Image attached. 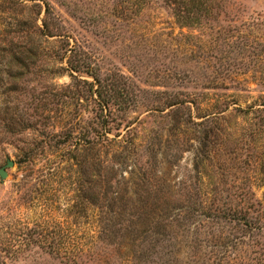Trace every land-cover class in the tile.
I'll use <instances>...</instances> for the list:
<instances>
[{
	"label": "rangeland",
	"instance_id": "374dc122",
	"mask_svg": "<svg viewBox=\"0 0 264 264\" xmlns=\"http://www.w3.org/2000/svg\"><path fill=\"white\" fill-rule=\"evenodd\" d=\"M196 2L0 0V264H218L210 209L264 226V0ZM262 235L227 264H264Z\"/></svg>",
	"mask_w": 264,
	"mask_h": 264
},
{
	"label": "trees",
	"instance_id": "16d2710c",
	"mask_svg": "<svg viewBox=\"0 0 264 264\" xmlns=\"http://www.w3.org/2000/svg\"><path fill=\"white\" fill-rule=\"evenodd\" d=\"M188 2H193L194 4H196V0H187ZM172 2H174V4L176 3V0H172ZM45 13H48V9H45ZM39 13L36 14V16H38ZM37 19L35 18V21ZM49 25H47L45 22H43L42 24V28L41 30L38 29L36 32L32 31L35 33V36L37 38L40 39V37H46V41H48L49 37H53L54 35L49 31ZM42 29L45 30V34L42 31ZM40 49V47L38 45L35 44V47H32L30 50L27 51L28 55L31 54H36L37 51ZM49 54V52H48ZM32 56V55H31ZM49 56V55H48ZM65 56V52L60 53L59 50H54L51 51L50 54V58H49V62L51 63V67H50V71L48 72V76L49 78H54V77H59L62 73V68H60L59 66H57L58 64L60 65L62 63V60L64 59ZM79 67L75 66V67H70L71 70H74L77 72ZM96 80V83H98V79L97 77H94ZM3 78H0V85H3L2 83ZM84 84H87L90 89L92 90L94 87L93 83H87L86 81H83ZM99 84V83H98ZM4 86V85H3ZM15 87H8L6 88V90L11 91L13 90ZM96 95H98L99 98H101L102 94L99 91V87L97 89H94L93 91ZM105 109V114L102 115V120L103 122H105L104 120H106L107 118L110 117V111L108 109H106V107H104ZM102 112H104L102 110ZM117 137L118 135H116L115 137H113L112 139H108L104 134L99 135V141H97V143L95 145H101L103 142L107 143L108 145L112 146L115 148L116 154H114L113 156V160L115 161L116 158L121 159L123 158L120 154L123 150L124 147H121V143L122 141H117ZM61 139L59 138V140L57 139L56 141H49V142H44L46 147H59L62 146L63 144H66L67 141L66 139ZM92 142H96V141H91ZM39 150V152L43 151V148L40 149L39 146H36L34 148H31L28 151H25L23 153L21 162H26V163H30L33 161V159L37 156L38 153H36V151ZM119 153V154H117ZM119 155V156H117ZM124 161V159H123ZM114 163V162H113ZM123 163V162H122ZM253 208V207H251ZM247 209H250L249 207ZM214 211L213 215H209L207 216L206 220L208 222H211L213 225H215L218 228V234L215 235L212 232H210L209 234V238H206V240L203 242V244L199 245V247L204 248V250H207V255H209L208 260H210L213 257V262H215V260L217 259V263L218 264H227L230 261L228 260L229 258V252L233 250L234 248H238V247H242L244 245H246L247 243L244 241L246 235L250 236V238L252 240H254V238L256 239L257 236H261L262 232L264 231V226L260 224V221L258 220V217L253 218V217H249L248 216V212H243L242 208H238L237 206H232L231 204H227V203H222L220 206H215L214 209H210ZM112 212H115L114 210ZM257 212V211H256ZM238 230L240 231V235H234L232 234L233 230ZM254 237V238H253ZM53 240V239H51ZM256 243H254V247L256 246V244L258 243V241L255 240ZM260 246H262V244L258 243ZM148 245L152 247L151 242H148ZM198 244L192 246V248H195V250H197L198 248ZM250 247V246H249ZM151 250V249H150ZM200 251V249H199ZM202 252V251H201ZM56 255H59L62 259H65L64 261H68L70 259L73 258H78L79 257V253L77 251H74V253L70 252V251H59L58 253H55ZM204 254V253H203ZM154 257H157L156 254H153ZM74 260V259H73ZM219 261V262H218Z\"/></svg>",
	"mask_w": 264,
	"mask_h": 264
},
{
	"label": "water",
	"instance_id": "95a60500",
	"mask_svg": "<svg viewBox=\"0 0 264 264\" xmlns=\"http://www.w3.org/2000/svg\"><path fill=\"white\" fill-rule=\"evenodd\" d=\"M13 163L12 161H8L7 165L0 168V177L3 179L6 177V167H12Z\"/></svg>",
	"mask_w": 264,
	"mask_h": 264
}]
</instances>
